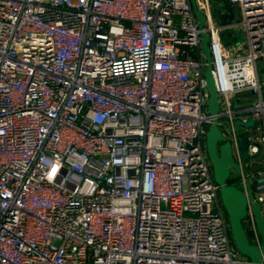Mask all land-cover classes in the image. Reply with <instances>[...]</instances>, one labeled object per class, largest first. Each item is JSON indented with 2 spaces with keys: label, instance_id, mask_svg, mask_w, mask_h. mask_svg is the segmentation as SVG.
<instances>
[{
  "label": "built area",
  "instance_id": "2783aa9c",
  "mask_svg": "<svg viewBox=\"0 0 264 264\" xmlns=\"http://www.w3.org/2000/svg\"><path fill=\"white\" fill-rule=\"evenodd\" d=\"M227 1L239 45L222 40L212 0H0V264H253L232 239L207 131L216 118L262 247L264 0Z\"/></svg>",
  "mask_w": 264,
  "mask_h": 264
},
{
  "label": "water",
  "instance_id": "95a60500",
  "mask_svg": "<svg viewBox=\"0 0 264 264\" xmlns=\"http://www.w3.org/2000/svg\"><path fill=\"white\" fill-rule=\"evenodd\" d=\"M194 3V0H193ZM195 4V3H194ZM196 15L200 22V26L204 27V15L200 12L195 5ZM209 36L207 33L202 34V48L206 59L209 62V67L205 71V77L207 78V88L210 91V104L209 113L217 114L219 110V98L217 96V91L215 88L214 77L211 73L212 68V55L210 51ZM240 140L242 143V150L244 151L245 159L249 158V153L247 151V145L249 142L248 135H244V131L239 129ZM207 152L209 153L212 168L214 170L215 179L220 185V195L223 207L227 212L230 225H231V235L236 244L238 250L243 255L247 256L253 264H261V259L264 253V215L262 213V206L260 204H255V210L257 215V224L259 225V230L262 234L263 245L262 247L251 244L248 240L245 225L243 224V219L247 213V202L248 199H252L253 194L250 188L249 195H246L244 191L237 187L235 184H229L227 181L231 174V168L241 170L239 164L235 161L234 156L231 151L230 143L227 137L221 132L216 118L209 126L207 131ZM249 188V184L246 185Z\"/></svg>",
  "mask_w": 264,
  "mask_h": 264
},
{
  "label": "rangeland",
  "instance_id": "374dc122",
  "mask_svg": "<svg viewBox=\"0 0 264 264\" xmlns=\"http://www.w3.org/2000/svg\"><path fill=\"white\" fill-rule=\"evenodd\" d=\"M220 1L212 0L213 3V14L214 18L219 21L220 24L225 25V28L221 32L222 40H224L227 44H242L245 42L244 34L241 32V26L239 24L240 20V13H239V6L233 5L228 8L229 11L225 7L219 6ZM222 7V8H221ZM227 11V12H226ZM216 16V17H215ZM259 76H261V81L264 83V62H260L259 65ZM207 112H209V109H205ZM254 122L253 118L251 117L248 123H244L241 118L236 119V125L237 126H248L249 123ZM231 175L228 179V183L235 184L238 187H242L241 183V172L235 168H231ZM232 236V235H231ZM240 258L243 259H249L247 256L243 255L239 252Z\"/></svg>",
  "mask_w": 264,
  "mask_h": 264
},
{
  "label": "crops",
  "instance_id": "0c3cea01",
  "mask_svg": "<svg viewBox=\"0 0 264 264\" xmlns=\"http://www.w3.org/2000/svg\"><path fill=\"white\" fill-rule=\"evenodd\" d=\"M215 1H216V0H215ZM217 1H220V2H219V6H221V4H222V6L225 7L224 10L226 9L227 11H229V10H228L229 7L233 6V4L229 3L227 0H217ZM226 5H228V6H227L228 8L226 7ZM221 8H222V7H221ZM227 11H226V12H227ZM239 13H240V10H239ZM240 16H241V14H240ZM215 17H216V16H215ZM216 21H217V20H216ZM238 21H239V20H238ZM218 22H219V21H218Z\"/></svg>",
  "mask_w": 264,
  "mask_h": 264
}]
</instances>
